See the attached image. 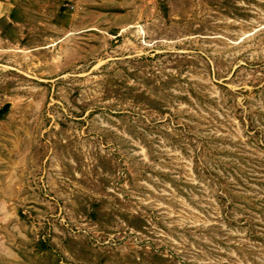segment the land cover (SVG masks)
I'll list each match as a JSON object with an SVG mask.
<instances>
[{"label":"rangeland","instance_id":"1","mask_svg":"<svg viewBox=\"0 0 264 264\" xmlns=\"http://www.w3.org/2000/svg\"><path fill=\"white\" fill-rule=\"evenodd\" d=\"M0 264H264V0H0Z\"/></svg>","mask_w":264,"mask_h":264}]
</instances>
